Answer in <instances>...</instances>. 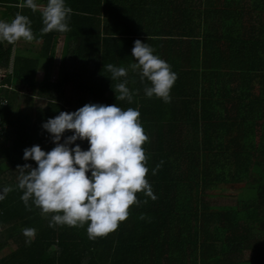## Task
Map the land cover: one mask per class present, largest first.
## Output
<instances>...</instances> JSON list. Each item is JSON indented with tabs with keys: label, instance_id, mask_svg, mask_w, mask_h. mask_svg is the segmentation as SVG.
Masks as SVG:
<instances>
[{
	"label": "trees",
	"instance_id": "1",
	"mask_svg": "<svg viewBox=\"0 0 264 264\" xmlns=\"http://www.w3.org/2000/svg\"><path fill=\"white\" fill-rule=\"evenodd\" d=\"M23 4L0 0V21L19 12L35 36L25 49L23 39L0 41V194L13 189L0 200V264H264V0H65L70 31L46 34L41 11ZM136 40L177 74L171 102L148 98L150 82L130 68L117 80L104 67L137 62ZM125 79L132 103L116 100ZM89 103L139 109L157 197L139 193L147 203L96 239L87 224L50 226L51 214L31 201L28 210L17 187V166L37 167L24 150L56 146L42 125ZM77 144L90 146L78 139L70 147ZM228 195L235 204L208 200Z\"/></svg>",
	"mask_w": 264,
	"mask_h": 264
},
{
	"label": "clouds",
	"instance_id": "2",
	"mask_svg": "<svg viewBox=\"0 0 264 264\" xmlns=\"http://www.w3.org/2000/svg\"><path fill=\"white\" fill-rule=\"evenodd\" d=\"M21 7L41 11L44 34L70 31L72 9L65 5V0H47L44 6L36 0H24ZM21 39L26 42L35 39L27 16L18 12L11 22L0 21V41L14 44ZM132 57L137 62L128 68L104 66L111 79L127 77L130 68L139 74L141 81L150 82L151 86L144 89L148 98L155 96L165 103L171 102L170 92L178 78L171 66L140 40L134 42ZM114 91L116 100L133 102V92L127 87L126 79L116 84ZM140 115L138 108L89 103L75 112H61L47 120L42 127L52 135L56 146L48 152L39 145L26 148L24 160L35 161L37 167L17 166V187L23 190L21 200L25 207L31 210V201L42 214H51L50 226L87 224L89 238L96 239L115 232L128 219L132 206L147 203L138 199L139 193L156 200L147 179L149 157L144 145L149 142V136ZM66 131L74 134L61 143ZM78 139L87 140L89 148L82 150L78 144L70 147ZM161 164L152 169L153 175ZM11 191V187H4L0 200ZM140 218L144 219V215ZM23 234L31 237L35 229L25 228Z\"/></svg>",
	"mask_w": 264,
	"mask_h": 264
},
{
	"label": "rangeland",
	"instance_id": "3",
	"mask_svg": "<svg viewBox=\"0 0 264 264\" xmlns=\"http://www.w3.org/2000/svg\"><path fill=\"white\" fill-rule=\"evenodd\" d=\"M37 1H41V0H37ZM21 42L23 43H20L18 46L21 47L22 49H25L24 46H28L30 45L29 43H25L24 40H21ZM57 77V73H55L52 77L53 80H56L55 78ZM40 105H46V100H41L40 101ZM237 192V191H235ZM239 195L238 197H241V198H244V197H248L249 196V193H246V192H238ZM227 194H234L232 192H227ZM237 194V193H236ZM209 201H211V203L213 205H225V204H235L236 203V197L234 196H231V195H228V196H224V197H221V196H212V197H209L208 198ZM13 248V247H12ZM11 248V249H12Z\"/></svg>",
	"mask_w": 264,
	"mask_h": 264
},
{
	"label": "built area",
	"instance_id": "4",
	"mask_svg": "<svg viewBox=\"0 0 264 264\" xmlns=\"http://www.w3.org/2000/svg\"><path fill=\"white\" fill-rule=\"evenodd\" d=\"M3 75L4 73L0 71V83H1V80L3 79ZM7 102H6V99L1 97L0 96V108L5 105ZM0 133H2V127L0 126Z\"/></svg>",
	"mask_w": 264,
	"mask_h": 264
},
{
	"label": "crops",
	"instance_id": "5",
	"mask_svg": "<svg viewBox=\"0 0 264 264\" xmlns=\"http://www.w3.org/2000/svg\"><path fill=\"white\" fill-rule=\"evenodd\" d=\"M45 75H46V72L45 71H42V72H40V76H39V78H45ZM57 76H58V74H57ZM57 78V77H56ZM55 78V79H56Z\"/></svg>",
	"mask_w": 264,
	"mask_h": 264
}]
</instances>
